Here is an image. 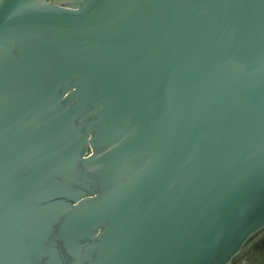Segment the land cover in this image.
Instances as JSON below:
<instances>
[{
  "label": "water",
  "instance_id": "water-1",
  "mask_svg": "<svg viewBox=\"0 0 264 264\" xmlns=\"http://www.w3.org/2000/svg\"><path fill=\"white\" fill-rule=\"evenodd\" d=\"M264 225V0H0V264H227Z\"/></svg>",
  "mask_w": 264,
  "mask_h": 264
},
{
  "label": "flooded vegetation",
  "instance_id": "flooded-vegetation-1",
  "mask_svg": "<svg viewBox=\"0 0 264 264\" xmlns=\"http://www.w3.org/2000/svg\"><path fill=\"white\" fill-rule=\"evenodd\" d=\"M227 264H264V225L248 236Z\"/></svg>",
  "mask_w": 264,
  "mask_h": 264
}]
</instances>
